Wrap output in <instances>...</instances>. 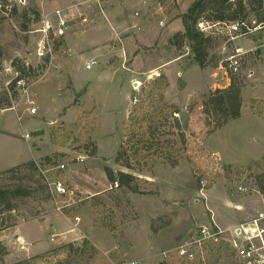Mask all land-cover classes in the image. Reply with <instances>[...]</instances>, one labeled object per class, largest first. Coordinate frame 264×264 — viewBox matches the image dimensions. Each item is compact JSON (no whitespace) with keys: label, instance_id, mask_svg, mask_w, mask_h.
Masks as SVG:
<instances>
[{"label":"rangeland","instance_id":"374dc122","mask_svg":"<svg viewBox=\"0 0 264 264\" xmlns=\"http://www.w3.org/2000/svg\"><path fill=\"white\" fill-rule=\"evenodd\" d=\"M158 6L155 0H100V4L81 0H5L3 7L0 2V90L15 77L11 68L14 60L20 59L35 70L25 76V93L21 90L10 108L0 109V187L23 186L32 192L16 203L18 222L57 212L47 197L40 171L63 178L69 167L84 169L76 161L79 156L93 154L98 164L108 162L111 166L109 161L114 163L122 145L132 170L117 164L114 167L132 175L130 187L136 189L133 192L118 185L95 197L77 193V204L59 213L88 239L71 243V249L55 250L58 247L52 246L44 256H31V264H123L139 262L138 259L141 264H189L170 254L163 260L161 254L210 222L221 230L229 229L233 216H238L232 206L238 203L247 200L254 211L262 210L264 196L257 192L253 175L264 172V127L248 112L249 101L254 98L243 94L240 117L212 132L204 102L212 90L205 92L199 78L185 86L182 76H186V58L169 62L172 54H186L187 46L178 51L170 45L173 36L169 39L168 35L174 34V25L166 27L170 20L180 19L176 15L178 8L165 1L161 12L168 22H164ZM56 10L66 16L68 29L54 44V58L40 69V30L45 22L55 27ZM244 23L250 29L254 25L251 18ZM250 35L264 36V28ZM262 41L261 63L258 52L244 53L236 76L243 90L259 86L257 90L264 98ZM209 45L204 68L211 72L222 66L227 56L234 55V48L220 36L213 37ZM58 47L62 53H57ZM159 63H165L164 67L155 69ZM152 72H158L160 77L147 80ZM177 72L182 75L178 77ZM204 81L215 89L219 79L214 82L206 75ZM155 82L165 87L156 89ZM193 85H198V91H192ZM27 97L35 101L34 115L27 111ZM134 98L136 104L132 103ZM172 107L178 112L173 113ZM257 110L264 114V105L259 104ZM173 118L180 124L184 145L177 142ZM149 129L151 136L146 134ZM140 136L146 143L152 141L158 146L139 149L141 145L134 142ZM133 150H138L134 158ZM209 153L218 156L220 168L211 164ZM29 162L35 169L8 171ZM60 165L65 166V172L57 171ZM200 175L210 180L202 190L198 184ZM94 179L98 182L99 177L86 183ZM239 186L245 191H238ZM36 226L34 223V230ZM23 246L11 257L4 246L7 255L2 264L26 260L22 259ZM204 256V264H237L228 249L221 250L217 245Z\"/></svg>","mask_w":264,"mask_h":264},{"label":"trees","instance_id":"16d2710c","mask_svg":"<svg viewBox=\"0 0 264 264\" xmlns=\"http://www.w3.org/2000/svg\"><path fill=\"white\" fill-rule=\"evenodd\" d=\"M2 7L5 0H0ZM13 12L15 8L13 7ZM251 18L254 25L251 28H256L258 25L264 22V0H194L184 14L180 15V21L183 27L182 33H176L173 35L170 45L174 46L176 50L182 49L187 46L190 54L192 55L193 62L200 68L206 67L208 64L207 57L209 52V44L213 40V35L206 34L198 29L200 22L207 23L209 25L214 24H229L236 22H244ZM242 35V34H241ZM249 34L243 35L247 36ZM3 53L0 47V61L2 60ZM48 63V59H42V66L40 69H45ZM11 68L14 70L15 77L10 83L0 90V109L10 108L11 101L16 99L20 95V88L16 87L17 82L22 81L24 88H26L25 82L29 73L33 72L32 66L26 65L22 60L16 59L11 63ZM28 74V75H27ZM27 75V77H25ZM217 87L207 94L204 99L205 106L210 115V124L212 132L218 131L227 125L229 122L234 121L240 117V111L242 106L241 99V82L236 75L230 74L229 79L225 84L221 85L220 81H217ZM156 89L161 90L165 87L162 82L154 83ZM162 101V96H159ZM259 104L264 105V101H258L252 99L249 101V109L253 115L264 121V114L260 113L257 108ZM173 113H177L178 110L175 107L171 108ZM131 120H133L131 118ZM172 128L177 131V142L184 145L185 137L180 129V124L176 118L172 119ZM148 136L153 135L150 129L146 133ZM145 135V136H147ZM134 142V141H131ZM140 136L134 143L141 145L139 149H153L158 146L156 142L148 141L146 143ZM145 144V146H144ZM125 151L121 145L119 150L115 153L114 164L120 167L132 170L129 160L124 156ZM138 150H133V158L137 155ZM93 156V154H90ZM35 169L34 163L18 165L13 167L12 170H18L21 168ZM107 181L109 183L117 182L120 187H125L136 192L135 188L130 187L133 176L117 172L116 175L108 168L104 169ZM117 179V180H116ZM254 185L257 192L264 196V172L256 173L253 175ZM46 190V188H45ZM32 194L29 188L23 186H13L10 188L0 187V231L12 228L18 222L16 216V203L19 199L30 197ZM47 197L49 194L46 190ZM50 198V197H49ZM83 246L88 245L87 242H82ZM72 244H66L64 246L55 248V250H61L63 248H72ZM48 253V252H47ZM46 253L41 254L44 256ZM7 255V251L0 243V264H2L3 258ZM13 264H31L30 259L17 261Z\"/></svg>","mask_w":264,"mask_h":264},{"label":"built area","instance_id":"2783aa9c","mask_svg":"<svg viewBox=\"0 0 264 264\" xmlns=\"http://www.w3.org/2000/svg\"><path fill=\"white\" fill-rule=\"evenodd\" d=\"M83 2L92 1L100 4V0H81ZM55 20V27L45 22L44 29L40 30L42 38L38 44L37 58L45 59L48 61L54 58L56 54L54 50V44H58V41L64 37L67 29L68 22L66 16L59 10L53 12ZM264 28V22L258 25L256 28H248L244 22H236L229 24H214L209 25L207 23L200 22L198 29L206 34H211L215 37L220 36L225 41H232L236 36H243L252 32L255 29ZM242 34V35H241ZM62 53L61 48H57V53ZM243 55L240 49L234 50V55L227 56L222 61L220 78L221 85L229 79L230 74L236 75L238 73L239 61ZM88 68V66L86 67ZM160 77L158 72H152L147 77V80ZM16 87L21 90H25L24 83L22 81L17 82ZM138 87L134 90L137 91ZM25 93V91H24ZM34 99L27 97L25 104L29 114H35ZM133 104L137 103V99L134 98ZM177 114H174L176 117ZM211 164L214 167L220 168V162L218 157L214 153H209L208 156ZM85 156H79L76 161L79 164L84 163ZM59 173L65 172V166L60 165L57 168ZM41 179L49 194L51 202L55 204L56 211L61 212L64 209L71 208L80 200L78 194L80 193L75 189L69 187L64 178L51 177L47 171H40ZM199 186L205 189L210 184V180L199 176ZM118 187L117 182H113L110 185V189H116ZM238 191L244 192L245 188L239 186ZM81 194V193H80ZM77 219H75L76 221ZM15 242L19 246H23L24 239L16 237ZM217 245L219 249H228L232 254L237 264H264V208L262 211L255 213L249 220L230 227L227 230H221L214 222H210L208 225H202L191 232L185 240L182 241L177 247L163 252L161 254L163 260L166 259L169 254L178 261L188 262L189 264L198 262L203 263L205 261L204 254L211 246ZM123 264H141L136 261H129Z\"/></svg>","mask_w":264,"mask_h":264},{"label":"crops","instance_id":"0c3cea01","mask_svg":"<svg viewBox=\"0 0 264 264\" xmlns=\"http://www.w3.org/2000/svg\"><path fill=\"white\" fill-rule=\"evenodd\" d=\"M165 1H170V3L174 6V8H176V7L178 8V12L176 15H182L185 13V11L189 7V5L194 0H155V2H157V4L159 5L158 10H160V13L163 17L162 20L164 22H168L166 20V17L161 12V9H163V7L165 6ZM173 25L175 27L174 34L183 32V27H182L180 19L175 18L174 20H170V22L166 25V27H171ZM256 30H260V28L255 29L253 31H256ZM172 34H173V32L168 35L169 39L174 35V34L173 35ZM262 40H264V36H261L259 38H255V37L251 36L249 33V35H247V36H236L232 41H230V46H232V48H234V50L240 49L241 52H243V54L245 53V55L247 53H252L253 51H256V53L258 52L259 53L258 57L260 59L259 63H261L262 60H261L260 49L262 48V45H263ZM223 49L224 48L221 47V50H223ZM185 50H186V52H185L186 54H184L183 56H180V57L177 56L176 57L174 54H172L171 55L172 58L169 57V62H173V63H176L179 60L186 58L185 59L186 61H184V63H185L184 68L186 69L184 74H186V76L185 75L182 76L183 80L185 81V86H188L189 83L193 80V78H195V79L199 78L200 84L204 85L203 88L205 89V92H208L211 90L213 91L214 87L212 89H210L209 86L205 85L204 80L206 79V75H207L208 79L212 78L214 82H215L216 78H218L220 81V78L222 75V71L220 69L221 65H219L215 69L212 68L211 72L208 70V68L200 69L193 62L192 55L190 54L187 47L185 48ZM161 64H163V65H161ZM164 64L165 63H159L158 65H155L154 68L155 69H161L164 67ZM177 74H178V77L180 75H182V74H180V72H177ZM33 86H31L27 90L30 92ZM258 87L259 86L252 85L250 90H248L247 92H246V90H243L241 88V96H242L243 100H244L243 94L246 93L249 97H251L250 99H252V97H253L254 99L264 101V98L261 97V94L257 90ZM197 88L199 89L198 85H193L192 91H194V89H197ZM198 89H197V91H198ZM253 89H256V90H253ZM242 108L243 107H241V110H242ZM248 112L250 115H252L256 119H258L261 122V125L264 127V121L263 120L258 118L256 115H253L249 111V109H248ZM240 115H241V111H240ZM231 122H233V121H231ZM231 122H229V123H231ZM262 156H264V155H262ZM248 160L249 161H256L257 159L256 160L248 159ZM109 162L112 163L111 166L107 164L108 162L107 163L103 162V163L98 164L96 162V155H93L91 157H86L85 162L82 163L83 165H81V164L78 165L81 167L83 166L84 167L83 170L78 169L77 165H74V166L68 168V170L64 174L63 178H64L65 182H67L71 186L72 189H75V190L79 191L80 193H87L90 196L95 197L98 194H100L101 191H104L106 188L110 189V185L112 184V183H109L107 181V178L105 176V172L102 170L104 167L110 169L113 173H115L116 171L124 173L123 170L119 169L120 167H117V165H116V167H117L116 168V167H114L115 164L113 162H111V161H109ZM220 163L222 164L221 161H220ZM225 164H227V163H225ZM114 168H116V170H113ZM96 177H99L98 182H97V180L94 179L93 182L86 183L87 180H90V179L92 180V178H96ZM262 199L263 198H261V200ZM261 204H262V210H263V208H264V201L263 200H262ZM232 207H234V210L236 211V214L238 216H233V218H232L233 223L230 226H235L237 224L245 222V221L249 220L255 213L262 211V210L254 211L253 206L247 200H245V203H238ZM62 217H63V215L61 213L56 212L52 215H47L41 219H34V220H30V221H19V222H17V225H15L14 227L7 229L5 231H2L0 233L2 235V236L0 235V242L3 243V246H5L7 248V251L9 253L8 257H11L12 255H17V253L19 251L18 250L19 245L15 242L16 237H21L24 239V246H23L24 252H23V256H22L23 258L22 259H29L33 255H38V254L40 255L42 253H45L52 246L59 247V246H63L66 244H71L73 242H78L82 238L88 239L85 235L82 236L79 229H76V227L74 228V225L71 226L69 223V220L61 219ZM75 219H77V218H74V220ZM34 223H37V226L35 227L36 230H34V228H33ZM216 225L218 226V224H216ZM1 237H2V239H1ZM47 238H49L48 241H46ZM137 261L140 262V259H138ZM14 262H12V263H14Z\"/></svg>","mask_w":264,"mask_h":264}]
</instances>
